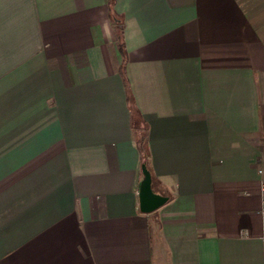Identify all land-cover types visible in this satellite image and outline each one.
I'll list each match as a JSON object with an SVG mask.
<instances>
[{
    "label": "crops",
    "instance_id": "crops-1",
    "mask_svg": "<svg viewBox=\"0 0 264 264\" xmlns=\"http://www.w3.org/2000/svg\"><path fill=\"white\" fill-rule=\"evenodd\" d=\"M259 169L264 0H0V264H264Z\"/></svg>",
    "mask_w": 264,
    "mask_h": 264
},
{
    "label": "trees",
    "instance_id": "trees-1",
    "mask_svg": "<svg viewBox=\"0 0 264 264\" xmlns=\"http://www.w3.org/2000/svg\"><path fill=\"white\" fill-rule=\"evenodd\" d=\"M111 3V0H110ZM111 18L114 21V30L117 34V42L118 46L121 50V52H124V43H123V18L121 15L116 14L115 12L111 13ZM120 74L124 75V70H123V65L119 68ZM125 86H126V81H125ZM127 102L128 106L131 112V116L133 117L134 120V125L135 128L138 129L139 134L136 138V145L137 148L139 149V152L141 154V161L147 166V161H148V148H147V124L141 117L139 111L137 108L134 106V101L129 93V90L127 89Z\"/></svg>",
    "mask_w": 264,
    "mask_h": 264
},
{
    "label": "water",
    "instance_id": "water-1",
    "mask_svg": "<svg viewBox=\"0 0 264 264\" xmlns=\"http://www.w3.org/2000/svg\"><path fill=\"white\" fill-rule=\"evenodd\" d=\"M143 181L140 186V208L148 211L159 206L165 197L155 194L151 190V177L146 165L142 164Z\"/></svg>",
    "mask_w": 264,
    "mask_h": 264
},
{
    "label": "built area",
    "instance_id": "built-area-1",
    "mask_svg": "<svg viewBox=\"0 0 264 264\" xmlns=\"http://www.w3.org/2000/svg\"><path fill=\"white\" fill-rule=\"evenodd\" d=\"M258 172L259 174H261V179H260V201H261L260 215L262 219L261 241L264 244V172L262 169H259Z\"/></svg>",
    "mask_w": 264,
    "mask_h": 264
}]
</instances>
